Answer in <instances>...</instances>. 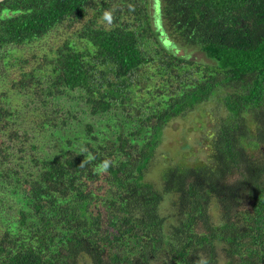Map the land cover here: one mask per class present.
I'll return each mask as SVG.
<instances>
[{
    "label": "trees",
    "instance_id": "obj_1",
    "mask_svg": "<svg viewBox=\"0 0 264 264\" xmlns=\"http://www.w3.org/2000/svg\"><path fill=\"white\" fill-rule=\"evenodd\" d=\"M149 1L0 2L3 69L74 27L11 80L55 115L0 93V264H264V0H157L161 31ZM208 103L195 144L160 152L171 122ZM79 112L114 113L110 134L73 130Z\"/></svg>",
    "mask_w": 264,
    "mask_h": 264
},
{
    "label": "rangeland",
    "instance_id": "obj_2",
    "mask_svg": "<svg viewBox=\"0 0 264 264\" xmlns=\"http://www.w3.org/2000/svg\"><path fill=\"white\" fill-rule=\"evenodd\" d=\"M150 4V18L152 19L153 25L157 31H161V21H160V15H159V4L157 0H154V4L152 3V0L149 1ZM153 5V6H152ZM154 8V10H153ZM74 32V27L68 28V29H59L53 34H50L49 37L41 40L39 43H33L29 47L22 46L21 52L22 58L24 59H29L28 61H25V66L23 68L21 67H5L3 69L0 66V93L1 92H11L10 94V105L23 111H28L29 113L31 112V109L33 110L36 108V111L41 113H50L54 114V112H51L53 109V106L51 103L48 102V97L41 96V97H35L36 101H28L25 97H22L19 93L16 92V90L12 91V85H11V80L13 77L19 76L21 71H25V68H31L36 67L39 65L35 63V56L40 57L43 53L44 50H47L49 46H55L58 45L64 38L67 37V35H72ZM162 37L168 36L165 35L164 31L163 33H160ZM169 41L171 40V45L169 46V42H167V39L164 43L165 48L168 50H172L173 48H176V43L174 39H170L169 36L167 37ZM178 52V50H176ZM189 53L192 57H194L197 60L200 61H206V62H211L209 59H206L204 54L195 48L194 46H188L186 45L185 47H180L179 53ZM18 52H15L17 54ZM20 54V53H18ZM26 69V70H27ZM73 98L68 99V103L73 102ZM25 106L27 108H25ZM79 109L83 108V104L80 103ZM214 105L212 103H208L205 106L206 113L205 115L202 114V111H200L198 108L188 110L184 116H178L176 117L175 120L171 122L169 125L170 130L166 132V137L165 140L163 141V146L162 149L159 148L160 152L166 153L169 156H173L174 159L179 156L178 154H175L173 150L177 147L178 144L183 142V140L187 141V143H190L191 145L195 144V140L198 139V131L193 128V121L195 118H206V122H210L209 118H212L210 115H215V112L213 111ZM22 112V111H21ZM18 118L17 122L21 124V128H25V118H28L27 116L23 119ZM76 119H70V123L73 126V130L75 128L77 130H80L82 132H85V123H89L90 125L95 126L96 130H101L103 131V128L106 129L107 134H110V129L107 128V124L109 123L110 125L114 124L115 119H114V113H111V115H104V116H90L88 114H83L79 112L77 116L75 117ZM210 123L206 125L209 127ZM43 138V143H46L47 146L52 145L50 148H57L59 145L55 143V140L52 138L51 135L47 134L42 137ZM168 145H167V144ZM198 146V145H197ZM196 148V146H194ZM200 156H204V152H200ZM158 156V163L155 165L156 168L159 167L160 160L162 159L163 155L160 153L157 155ZM164 161V160H163ZM161 165H164L161 164ZM156 169L151 171V173L148 175L152 179H156Z\"/></svg>",
    "mask_w": 264,
    "mask_h": 264
},
{
    "label": "water",
    "instance_id": "obj_3",
    "mask_svg": "<svg viewBox=\"0 0 264 264\" xmlns=\"http://www.w3.org/2000/svg\"><path fill=\"white\" fill-rule=\"evenodd\" d=\"M3 1V0H0V2Z\"/></svg>",
    "mask_w": 264,
    "mask_h": 264
}]
</instances>
